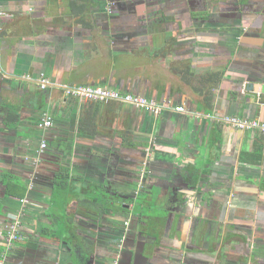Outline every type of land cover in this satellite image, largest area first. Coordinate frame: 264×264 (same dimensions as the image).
<instances>
[{"label":"crops","instance_id":"0c3cea01","mask_svg":"<svg viewBox=\"0 0 264 264\" xmlns=\"http://www.w3.org/2000/svg\"><path fill=\"white\" fill-rule=\"evenodd\" d=\"M116 1L0 0L10 14L0 16V250L18 212L23 234L7 264L105 263L103 233L117 216L108 194L161 187L156 203L171 208L165 172L177 160L210 195L196 197L184 222L173 215L164 231L165 220L156 221L160 251L176 262L186 251L190 264H264V132L223 120L264 121V93L245 90L264 83L263 14L235 27L158 13L147 0L113 8ZM45 76L185 110L66 97L58 86L40 89ZM45 111L54 122L47 129L39 126Z\"/></svg>","mask_w":264,"mask_h":264},{"label":"flooded vegetation","instance_id":"af4514ba","mask_svg":"<svg viewBox=\"0 0 264 264\" xmlns=\"http://www.w3.org/2000/svg\"><path fill=\"white\" fill-rule=\"evenodd\" d=\"M131 0H117L113 3V8L129 5ZM140 0H138L139 2ZM149 7L155 12L165 15L173 13L192 16L195 23L206 20L207 23L229 21V26H240L245 18L250 14H255L264 10V0H147ZM103 8L105 4H101ZM107 9V8H106ZM258 14V13H256ZM203 19V20H202ZM186 170L182 168L165 172L168 183L174 185L173 190L168 191L167 201H171V208L166 213H150V203H156L160 193H152L145 185L138 186L132 192H125L123 189L108 194V207L111 203L116 208V219L113 223L108 222L103 233L105 242L110 245L109 254L102 264H172L170 263V249L160 251L157 246L159 220L164 223V231L168 229V224L176 215L177 222H184V217L190 213L196 196L193 195L192 186L184 187ZM179 185L180 188L179 189ZM165 189V188H164ZM207 190L210 195V189ZM198 192V190H197ZM188 196V200H182ZM113 201H116L115 203ZM193 203V204H192ZM164 205V204H161ZM107 207V209H108ZM109 212V210H108ZM107 215V212H106ZM196 220H192L193 228ZM182 224V223H181ZM191 232V233H192ZM177 252H179L177 250ZM177 255L178 253H173ZM178 256V255H177ZM179 264H190V258L182 252ZM83 262V261H82ZM178 262V261H177ZM93 263L92 259H87L84 264ZM176 263V261H175Z\"/></svg>","mask_w":264,"mask_h":264},{"label":"built area","instance_id":"2783aa9c","mask_svg":"<svg viewBox=\"0 0 264 264\" xmlns=\"http://www.w3.org/2000/svg\"><path fill=\"white\" fill-rule=\"evenodd\" d=\"M0 16L7 17L10 16V14L0 8ZM54 84L55 83L46 76L42 77L40 80L41 89H47L48 87H52ZM67 94L71 97L102 103H109L112 101L129 103L154 114L162 113L165 108H171L178 112H183L185 110L184 106L174 105L172 101H169L166 105L165 103H160L154 98H148L132 92H122L118 89L100 85H73L67 90ZM223 120L226 123L242 130L258 129L264 132V121L257 118L226 115ZM53 123V117L49 114H45L40 119L39 126L47 129L52 127ZM47 146L48 144L46 140H44L41 144V150L44 151ZM21 201L22 203H25L26 199H22ZM22 238L23 234L21 231L20 213L18 212L5 224V229L2 234L4 249L0 250V264H7L8 253L12 250L15 243L21 241Z\"/></svg>","mask_w":264,"mask_h":264},{"label":"water","instance_id":"95a60500","mask_svg":"<svg viewBox=\"0 0 264 264\" xmlns=\"http://www.w3.org/2000/svg\"><path fill=\"white\" fill-rule=\"evenodd\" d=\"M262 13L263 15V20H264V10H262V11H259V12H256V13ZM257 15V14H256ZM255 16V15H254ZM254 16H252L253 18H254ZM206 23V22H205ZM245 26V25H244ZM262 77H264V76H261V79H262ZM38 85H39V87H40V89H41V86H40V81H39V83H38ZM53 86H58L57 84H54ZM52 86V87H53ZM71 86H73V85H60V86H58V87H60L63 91H64V95L66 96V97H71L69 94H67V90L71 87ZM48 88H51V87H48ZM47 88V89H48ZM42 90H45V89H42ZM242 90V89H241ZM245 90L246 91H248V92H256V93H264V83H263V86H262V89L260 90V91H258L257 89H256V87H255V83H254V81L253 82H249L248 83V85L246 86V88H245ZM45 114H48L47 113V111H45L44 112ZM44 114V115H45ZM42 118V116L40 117V119ZM200 151L201 150H198L197 151V153H200ZM192 159H193V161H192V164H193V166L195 167H197V160H196V158H195V155L193 156L192 155ZM167 164L168 165H170L171 163L170 162H167ZM171 166H174V168H179L180 167V161L179 160H177V162L176 163H174L173 165H171ZM171 168V167H170ZM187 173L185 174V179H184V182H183V186L184 187H191L192 186V191H193V195H195L196 197H197V199H198V202L200 201V202H204L205 200H206V198L209 196V193H208V191L209 190H207V188H206V186H205V182L203 183V181H199L198 183H196L197 182V179H196V171H191V170H188V171H186ZM202 177L204 178L205 177V175H202ZM179 189H181L180 188V186H179ZM197 190H198V192H197ZM182 200H188V196L187 197H185V198H183ZM199 202V203H200ZM194 233V229H193V232H192V234ZM79 249V248H78ZM78 249H76V253H78ZM180 254V256H182V253H179ZM169 259H171V256L169 257ZM181 262V261H180ZM180 262H176L175 263V261L174 260H170V263H172V264H179Z\"/></svg>","mask_w":264,"mask_h":264},{"label":"rangeland","instance_id":"374dc122","mask_svg":"<svg viewBox=\"0 0 264 264\" xmlns=\"http://www.w3.org/2000/svg\"><path fill=\"white\" fill-rule=\"evenodd\" d=\"M156 188H157V190L156 191H153L152 190V192L158 194L159 193L158 189L162 190V188L161 187H159V188L156 187ZM148 206H150V213H155V214H158L159 215L160 213H158V212L166 213L168 211L166 205H161L159 203L157 204V203H150L149 202ZM219 232L220 233L223 232V229H220ZM183 252L185 253L186 251H183Z\"/></svg>","mask_w":264,"mask_h":264},{"label":"trees","instance_id":"16d2710c","mask_svg":"<svg viewBox=\"0 0 264 264\" xmlns=\"http://www.w3.org/2000/svg\"><path fill=\"white\" fill-rule=\"evenodd\" d=\"M87 1H90V0H87ZM74 3H75V4L77 3L76 0H75ZM217 77H218V76H217ZM217 77H216V79L219 80V77H218V78H217ZM206 99H207V97H206ZM8 109H10V108H8ZM15 116H17L16 113H15L14 111L9 110L8 121H13V120L15 119ZM3 249H4V248H3ZM8 255H9V253H8ZM7 259H8V257H7Z\"/></svg>","mask_w":264,"mask_h":264}]
</instances>
